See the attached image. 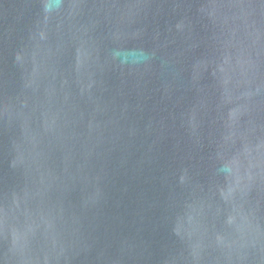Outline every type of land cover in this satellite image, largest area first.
Wrapping results in <instances>:
<instances>
[{
  "label": "water",
  "instance_id": "1",
  "mask_svg": "<svg viewBox=\"0 0 264 264\" xmlns=\"http://www.w3.org/2000/svg\"><path fill=\"white\" fill-rule=\"evenodd\" d=\"M0 264H264V0H0Z\"/></svg>",
  "mask_w": 264,
  "mask_h": 264
}]
</instances>
